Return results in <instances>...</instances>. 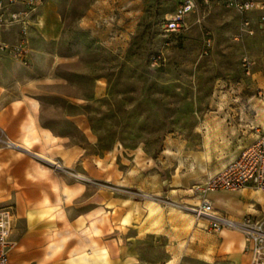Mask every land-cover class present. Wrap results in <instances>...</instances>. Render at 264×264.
I'll return each instance as SVG.
<instances>
[{
    "label": "rangeland",
    "instance_id": "obj_1",
    "mask_svg": "<svg viewBox=\"0 0 264 264\" xmlns=\"http://www.w3.org/2000/svg\"><path fill=\"white\" fill-rule=\"evenodd\" d=\"M180 1L48 0L28 31L27 57L0 59L17 73L19 95L36 100L38 127L72 150L67 157L77 165L66 168L69 176H96L99 188L111 191L127 181L134 199L162 205L178 214L170 221L183 223L196 204L170 194L188 188L198 196L193 188L222 168V154L205 147L223 111L236 97L264 98V30L256 10L254 35L237 37V12L214 4L189 15L179 32L165 33L163 22ZM50 15L59 33L46 39ZM175 177L191 181L182 186ZM180 243L179 263L196 264ZM146 249L148 257L155 253L153 243Z\"/></svg>",
    "mask_w": 264,
    "mask_h": 264
},
{
    "label": "crops",
    "instance_id": "obj_2",
    "mask_svg": "<svg viewBox=\"0 0 264 264\" xmlns=\"http://www.w3.org/2000/svg\"><path fill=\"white\" fill-rule=\"evenodd\" d=\"M57 21L51 15L46 18V39L59 33ZM5 33L4 39L11 42L19 30L12 28ZM5 62L0 59V128L16 146H0V206L14 208V245L9 252L12 264H180L175 252L178 242L180 246L188 244L197 263H249L245 237L237 229L224 226L216 230L211 217L197 219L194 213L182 214L187 222L170 221L171 216L178 220V214H170L162 205H143L130 195L127 181L111 191L100 189L96 176L89 177L91 182L69 176L66 168L77 165L67 157L71 149L38 127L36 100L19 95L17 73ZM236 99L234 106L223 111L218 132L210 133L209 146L205 147L206 152L223 156L217 172L264 131L258 128L261 124L264 127V98ZM153 181L156 184L159 180L154 177ZM172 181L187 186L191 180L175 177ZM175 191L172 197L193 204L205 197L215 213L232 220L248 213L260 214L264 205V192L251 187L195 197L188 188ZM149 243L154 244L155 253L148 257ZM159 244L165 245V251L157 248Z\"/></svg>",
    "mask_w": 264,
    "mask_h": 264
},
{
    "label": "built area",
    "instance_id": "obj_3",
    "mask_svg": "<svg viewBox=\"0 0 264 264\" xmlns=\"http://www.w3.org/2000/svg\"><path fill=\"white\" fill-rule=\"evenodd\" d=\"M48 0H0V55L26 58L28 54V31L35 15L45 8ZM224 4L234 9L239 15V32L237 37L254 35V20L250 13L262 12L259 23L264 30V0H181L176 10L163 22V31L168 34L179 32L186 24L189 15L201 7ZM17 28L19 41L11 43L2 40V32ZM160 55L152 58L156 64ZM246 67L251 62L245 58ZM15 147L0 128V146ZM251 187L264 192V131L257 140L245 148L238 158L225 168L210 176L202 184L193 188L194 193L206 195L214 191H240ZM130 192V191H129ZM131 193V192H130ZM197 217L209 216L214 221L216 230L228 226L241 231L246 240V252L250 255L248 264H264V205L260 214H245L240 220H232L214 212L213 204L205 197L201 203L189 207ZM13 206H0V264H12L9 252L14 245L11 240Z\"/></svg>",
    "mask_w": 264,
    "mask_h": 264
},
{
    "label": "bare ground",
    "instance_id": "obj_4",
    "mask_svg": "<svg viewBox=\"0 0 264 264\" xmlns=\"http://www.w3.org/2000/svg\"><path fill=\"white\" fill-rule=\"evenodd\" d=\"M78 176H81V175H78ZM198 204V203H197ZM190 210V208H188Z\"/></svg>",
    "mask_w": 264,
    "mask_h": 264
}]
</instances>
